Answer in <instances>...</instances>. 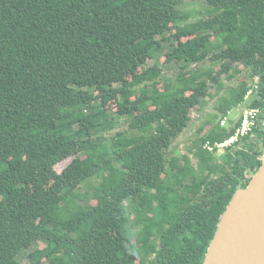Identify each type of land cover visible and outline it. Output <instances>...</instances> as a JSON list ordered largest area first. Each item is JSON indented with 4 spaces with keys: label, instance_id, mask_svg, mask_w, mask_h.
<instances>
[{
    "label": "trees",
    "instance_id": "trees-1",
    "mask_svg": "<svg viewBox=\"0 0 264 264\" xmlns=\"http://www.w3.org/2000/svg\"><path fill=\"white\" fill-rule=\"evenodd\" d=\"M199 1L188 21L180 0H0V264H202L264 155V122L221 162L205 147L235 132L234 107L264 118V0ZM161 56L183 62L174 78ZM236 72L198 168L180 164L191 110Z\"/></svg>",
    "mask_w": 264,
    "mask_h": 264
},
{
    "label": "water",
    "instance_id": "water-1",
    "mask_svg": "<svg viewBox=\"0 0 264 264\" xmlns=\"http://www.w3.org/2000/svg\"><path fill=\"white\" fill-rule=\"evenodd\" d=\"M202 264H264V155L218 223Z\"/></svg>",
    "mask_w": 264,
    "mask_h": 264
},
{
    "label": "rangeland",
    "instance_id": "rangeland-1",
    "mask_svg": "<svg viewBox=\"0 0 264 264\" xmlns=\"http://www.w3.org/2000/svg\"><path fill=\"white\" fill-rule=\"evenodd\" d=\"M180 9L182 13H189L188 21H194L198 18L203 17L206 15V10L208 9V4L205 1H199V0H180ZM164 48L167 50L169 48V44L167 42L164 43ZM164 68H163V75L165 77H173L178 74L179 71H181V62H177V60H173L171 62H165L166 57L161 56ZM149 65H152L154 63L153 59H149L147 62ZM209 61H204L202 64L207 66ZM198 65H191L190 68H196ZM217 70L221 69V65L217 64L216 66ZM243 67V66H241ZM245 78V75L243 72H236L234 74V77L228 79L223 77L224 80V88L218 89L215 85L210 88V95L206 97L205 103L203 105L197 106L191 110V120L189 122L188 127L185 131H183L177 139L174 141L172 147L169 149L168 154L171 155V157L174 155V157L178 158V161L180 164H188V166L195 170L198 168L199 159L197 155L194 153L195 148L194 144L197 139L201 137L203 133L209 130V127H211L216 121H215V113L218 112L219 105L222 102L226 101V98L228 96V89L229 87H236L239 85L240 81ZM252 97V96H251ZM248 102V101H247ZM246 104L239 105L237 107L232 108L229 110L228 115L230 116L231 122L234 123V120H237L242 115L243 111L246 109ZM117 104L115 101H111L108 103V109L109 113L113 114L114 110H116ZM99 117H97L98 119ZM121 123H125L124 120L121 121ZM129 127L128 123L122 125L120 123L116 124L115 128H113L111 131L107 132L108 134L115 133L119 130H124ZM203 129V132L201 131ZM136 133V132H135ZM135 133L130 132V134L135 135ZM214 151L215 156L218 157V159L223 161V157L226 156V153H231L232 151H228V147H216L213 149H210ZM196 155V156H195ZM186 157V159L184 158ZM198 159V160H197ZM70 159H67L63 161L62 163L58 164L56 166L57 171H62L63 168L70 162ZM197 171V170H196ZM193 173V172H192ZM207 173V172H206ZM99 183V180L94 179L93 185H97ZM93 188L87 184L83 185L80 188V191L82 193H85L86 191L91 192ZM39 245L43 246V244L39 243ZM19 259L22 262V264H30V258L28 257V253H23L19 255Z\"/></svg>",
    "mask_w": 264,
    "mask_h": 264
},
{
    "label": "built area",
    "instance_id": "built-area-1",
    "mask_svg": "<svg viewBox=\"0 0 264 264\" xmlns=\"http://www.w3.org/2000/svg\"><path fill=\"white\" fill-rule=\"evenodd\" d=\"M257 87V83H254L253 86L247 91V101L251 98ZM262 112V109L258 107H246L240 118L234 120V123L231 122L230 116L227 114L222 118L221 125L227 128L236 126L235 132L223 142L216 143L215 146H212L209 142H206L205 147L208 149H213L216 147H230L245 136L251 135L252 137H254L256 134V130L260 128V123L264 122ZM236 122H238L237 125Z\"/></svg>",
    "mask_w": 264,
    "mask_h": 264
}]
</instances>
